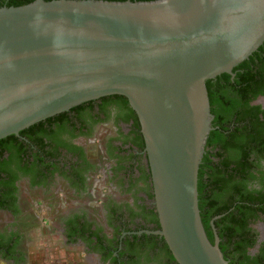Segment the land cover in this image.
<instances>
[{"label": "water", "instance_id": "water-1", "mask_svg": "<svg viewBox=\"0 0 264 264\" xmlns=\"http://www.w3.org/2000/svg\"><path fill=\"white\" fill-rule=\"evenodd\" d=\"M264 42V0H34L0 8V138L83 101L127 98L160 235L177 264H229L208 239L198 169L212 126L205 82Z\"/></svg>", "mask_w": 264, "mask_h": 264}, {"label": "flooded vegetation", "instance_id": "flooded-vegetation-1", "mask_svg": "<svg viewBox=\"0 0 264 264\" xmlns=\"http://www.w3.org/2000/svg\"><path fill=\"white\" fill-rule=\"evenodd\" d=\"M261 45L257 54L253 53L258 48L246 58L245 69L259 70L264 79V42ZM229 74L233 81V69ZM215 92L220 101L229 102L230 110L222 116L228 129L220 133L221 140L216 139L212 150L223 152L221 157H212L222 186L213 192L214 201L216 205L233 204L243 195L264 203V81L249 87L245 96L227 82L216 83ZM71 109L67 117L49 116L52 120L32 132L22 134L34 123L0 138V262L29 261L28 234L42 229L45 220L37 212L36 202L47 195L58 206L53 212L54 228L63 245L81 249L87 260L93 259L95 264H177L163 250L162 237L145 232L160 226L153 197L148 196L152 185L143 136L127 98L101 95L59 113ZM223 160L228 162L226 167L219 164ZM238 165L241 171L232 174ZM253 175L261 179H253ZM104 182L109 184V193L100 187ZM101 188L104 192L98 191ZM63 198L71 205L63 204ZM260 217L252 225L248 223L255 232L249 255L264 241V219L262 214ZM216 218L210 217L212 227ZM116 230L121 231L118 237ZM215 235L218 237L213 227L214 240ZM126 236L128 242L114 249L113 243ZM247 243L242 242V250ZM107 249L113 251L116 261L103 258ZM120 250L124 252L119 255Z\"/></svg>", "mask_w": 264, "mask_h": 264}, {"label": "trees", "instance_id": "trees-1", "mask_svg": "<svg viewBox=\"0 0 264 264\" xmlns=\"http://www.w3.org/2000/svg\"><path fill=\"white\" fill-rule=\"evenodd\" d=\"M34 0H0V8L3 6H21L24 4H28ZM50 1V0H45ZM105 1H126V0H105ZM130 1H152V0H130ZM262 46V45H261ZM261 47H258V49L253 53L257 54ZM253 56V55H251ZM250 56V57H251ZM248 59H244L241 61L237 66L233 68V72H235V76L233 78V81H231V74L223 72L215 79H208L205 82L208 100H209V106H210V112L213 115L212 120V130L210 131L206 144L204 149V154L202 155V159L199 165L198 169V180H197V191H198V207L200 211V218L202 225L204 227V230L206 232V235L211 243H213V227L217 230V235L219 238L218 246L226 260L229 261V264H264V241L261 242L258 250L255 254L249 255L248 254V248L252 247L254 244V238L255 232L253 231V227L251 226L257 219H260V215H263L264 219V203L259 198H253V197H245L243 195H239L237 199L233 202V204H222V205H216V202L214 201V195L213 192L216 189H221L222 186H219V181L216 178V164L212 160V157L219 156L221 157L223 155V152L214 153L212 150L215 147L216 139H220V133L224 130H227L228 127L224 125L222 122V116L224 114H228L230 110L229 102H222L219 100L218 96L215 92V84L220 82H227L232 83L233 86L239 91L242 95H246L248 92V88L252 85H258L261 84L262 80L264 81L262 75L260 74L259 70H256V73H253L250 71V68L245 69L248 67L247 63ZM258 86H254L253 88H256ZM257 90V89H256ZM255 90V92H256ZM259 90V89H258ZM256 93H254L253 96H255ZM76 108V107H73ZM73 111L71 109L70 111L63 112L56 114L54 116H65ZM53 117H49L43 121H39L38 123H34L30 127L24 129L22 131V134L29 133L34 131L33 129L41 127V124L45 121L52 120ZM139 123V121H138ZM137 123V124H138ZM139 125V124H138ZM140 126V125H139ZM221 140V139H220ZM3 141H0V146L2 145ZM225 147V144L220 149H223ZM2 150H0V153ZM220 166L226 167L228 162L227 160H223L221 163H219ZM241 171L239 169V165L237 167H234L232 170V174ZM149 176V174H148ZM253 179H261L259 176H252ZM220 181L223 182V179L220 178ZM228 183H224L223 186H227ZM149 197H153L152 193H149ZM156 215V213H155ZM210 217H217L215 220H213V227L209 222ZM248 223H251L250 226H248ZM117 235L115 237H118L121 233V231L115 232ZM68 236L69 233H68ZM153 238H156V236H152ZM129 237L126 236L125 238H122L121 240H116L114 249H117V246L121 244L125 245L126 242H128ZM112 240V239H111ZM110 240V241H111ZM163 240V250L167 254H169V257L171 260L175 261L173 258L167 244ZM248 241L247 248H244L242 250V242ZM96 250V249H95ZM123 250H120L118 253L119 255L123 253ZM104 259L113 258L115 261L117 257L113 255V251L110 249H107ZM176 262V261H175Z\"/></svg>", "mask_w": 264, "mask_h": 264}, {"label": "rangeland", "instance_id": "rangeland-1", "mask_svg": "<svg viewBox=\"0 0 264 264\" xmlns=\"http://www.w3.org/2000/svg\"><path fill=\"white\" fill-rule=\"evenodd\" d=\"M102 186L107 193L109 184L104 182L100 185V187ZM103 189H98V191L104 192ZM47 198V195L43 196L41 202H36L37 212L45 220L42 221V225H44L42 229L31 231L28 234L31 249L29 251L30 258L26 264H95L93 259L87 260L88 256H84L81 249L67 248L63 245L59 231L54 228L56 222L53 212L58 206L54 207L55 201ZM63 200V204L71 205L64 198ZM0 264L4 263L0 262Z\"/></svg>", "mask_w": 264, "mask_h": 264}]
</instances>
